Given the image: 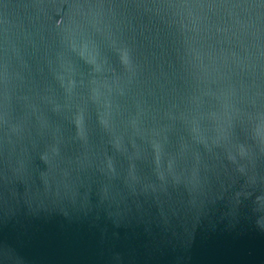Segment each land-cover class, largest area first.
I'll list each match as a JSON object with an SVG mask.
<instances>
[{"label":"water","instance_id":"water-1","mask_svg":"<svg viewBox=\"0 0 264 264\" xmlns=\"http://www.w3.org/2000/svg\"><path fill=\"white\" fill-rule=\"evenodd\" d=\"M0 264H264V0H0Z\"/></svg>","mask_w":264,"mask_h":264}]
</instances>
